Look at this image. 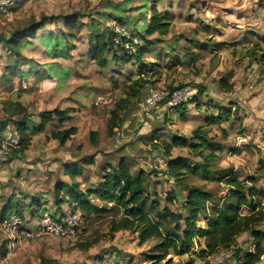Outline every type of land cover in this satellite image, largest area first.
<instances>
[{
  "label": "rangeland",
  "instance_id": "obj_1",
  "mask_svg": "<svg viewBox=\"0 0 264 264\" xmlns=\"http://www.w3.org/2000/svg\"><path fill=\"white\" fill-rule=\"evenodd\" d=\"M151 7L159 14L168 15L170 26L166 34L144 33L153 43L142 55L147 62L143 73L139 74L131 62L115 66L109 61L106 67L99 66L90 55L88 35L114 30L129 38L130 29L107 14L121 13L127 21L148 24ZM70 16L76 19L77 27L64 25L63 18ZM42 21L35 29V36L26 37L18 47V54L1 42L3 37L21 34V30L29 32ZM49 32L55 38L66 33L68 59L53 58L47 52L41 40ZM263 33L264 0H0V137L15 129L14 121L21 117L15 113L16 101L25 107L27 118L36 122L40 111L68 110V118L59 121L54 117V123H49L44 131L31 133L32 142L25 154L16 156L9 152L0 159V200L9 196L16 199L18 194L28 196L21 207L23 223L15 227L0 225V264H49L41 258L54 260L56 264H214L208 257L196 255L193 250L198 247L182 255L170 253L160 261L148 259L147 254L152 253L158 241L141 243L137 233L126 230L110 235L107 222L114 209L91 220L82 216L73 236L42 232L35 215L43 208L37 206L33 215L35 205L29 196L42 193L39 182L50 157H37L43 156L41 149L55 153L53 157H59L62 162V157L77 154V161L71 165L82 167L78 182L82 186L96 182L107 162L115 164L118 159H124L133 172L145 171L146 191L154 194L159 208L167 206L182 212L178 202L168 200L175 194L172 178L167 180L157 176L155 170H145L139 158L160 156L165 163L176 156L196 160L187 147L171 146L168 152L163 149L166 143H171L172 136L189 138L194 129H199L221 143L222 150L217 152L220 167L232 166L239 177L254 176L256 185L264 187V44L256 35ZM133 43L140 45L143 41L135 37ZM123 46L133 50V44L128 41ZM12 65L14 69L10 73ZM62 66L69 72L63 77L62 87L48 90L56 82L54 69ZM137 77L145 78L146 82L136 96L129 98L130 78ZM221 80L231 87L223 88ZM179 85L195 87V92L201 85L200 107L191 101L183 105L182 112L166 110L162 105L154 111L143 109L148 86L171 90ZM122 98L126 103L119 110L120 121L109 132L110 110ZM223 107L230 110L228 120L220 118L218 122L206 123ZM72 127L76 131L67 139L64 149L49 136L52 130ZM91 131H96L94 139ZM85 160L93 162L84 163ZM164 162L159 163L161 168H166L161 166ZM32 169H37L39 174L34 172L27 179H19L20 174ZM187 178L191 183L203 184L198 175ZM32 180L37 185L28 184ZM204 184L206 188H218L215 183ZM49 201V211L56 214L54 193ZM94 201L103 204L101 200ZM261 204L264 205V198ZM167 226L163 223L164 228ZM261 229L264 230V221ZM245 240L237 241L235 247L243 245ZM233 261L234 258L220 264H234ZM259 264H264V257Z\"/></svg>",
  "mask_w": 264,
  "mask_h": 264
},
{
  "label": "trees",
  "instance_id": "obj_2",
  "mask_svg": "<svg viewBox=\"0 0 264 264\" xmlns=\"http://www.w3.org/2000/svg\"><path fill=\"white\" fill-rule=\"evenodd\" d=\"M125 9L122 7V10ZM151 10L153 12L148 24L135 23L130 19L127 21V17L123 14L109 12L108 17L116 19L118 24L126 25L130 29V36L126 38L114 30L90 33L88 40L91 45L92 59L102 67H106L109 61H112L115 66L119 63L131 62L136 65L137 72L142 74L147 66L142 55L149 51V47L153 43L149 38L144 37V33L152 34L157 31L160 34H166L170 26L168 15L159 14L154 7H151ZM62 21L69 28H75L78 24L76 19L71 16L63 18ZM43 23V21L36 23L28 30L29 32L21 30V34L14 33L10 37H3L1 42L10 51L18 54V47L26 41V37L35 36L36 27ZM135 37L142 39L143 44H134ZM258 38L260 43L264 44V34L258 35ZM41 41L53 58L68 59L70 57L67 51L69 44L66 43V33H60L55 38L54 34L49 32L42 36ZM126 41L133 44L132 51L124 48L123 43ZM13 69V65L9 67L10 73H13ZM113 70L117 72L115 67ZM67 75L68 71L61 73L62 78ZM44 77L52 78L53 76L45 74ZM130 79L132 83L129 85V98L136 96L146 82V79L141 77ZM220 83L223 88L231 87L226 84L225 80H221ZM198 87L196 96L203 92L200 88L201 85ZM195 102L196 107H200L199 98L195 99ZM125 103V98H122L120 104L110 110V117L107 121L109 132L120 121L119 110L124 107ZM15 104L17 105L15 113L21 115L18 120L14 121L15 129L20 135L18 146L10 152L15 155L22 153L31 143V133L44 131L49 123H54V117H57L59 121L68 118L66 115L68 110H43L38 113L39 122L36 123L27 118L26 109L19 101H16ZM181 108L184 106L180 105L176 109L181 110ZM218 113L214 118H209L208 122H218L220 118H223V115L229 119L231 115L230 110L224 107L218 108ZM56 124L58 123L56 122ZM75 131L74 127L52 130L49 136L60 144H64ZM192 133L193 136L189 138L172 136L171 143H166L163 149L164 152H168L171 146H184L197 157L196 160H187L176 156L166 160L165 174L172 178L175 184V194L168 200L169 202H178V208L182 212L173 211L167 206L159 208L158 200L152 197L154 194L146 191L145 171L140 169L131 172L129 164L121 159L117 160L115 164L107 162L103 168L101 179L84 191L79 189L77 182L62 184L57 191V199L60 197V200L79 209L85 220H91L114 209V213L107 222L109 234L126 230L137 233L141 243L152 239L158 241L153 245L152 253L147 254V258L150 260L160 261L170 253L175 255L190 253L191 249L197 245L198 250L193 251L199 257L207 258L221 248L231 247L235 264H259L264 255L262 245L264 231L258 228V225L264 220V205L261 204L264 187L256 185L254 176L248 175L241 178L232 167H220L217 164L219 159L217 152L222 150L221 143L208 137L206 131L194 129ZM90 135L94 139L96 131H91ZM79 173H81V169L75 167L71 171L70 177L73 178ZM190 175H198L203 184L187 181V177ZM206 182L215 183L218 188H206L204 184ZM61 189H63L64 197L59 194ZM91 198H99L103 204H95ZM107 204L113 206L108 207ZM11 212H16L23 218V212L18 208L17 203L14 205L7 203L0 209V224ZM200 220L204 222V226L198 224ZM163 223L168 226L164 228ZM169 223H173V225L170 226ZM244 232L253 237L255 246L253 250H247L240 254L241 249L233 246L237 236ZM200 239L203 240L202 246ZM41 261L49 264L57 263L44 258H41Z\"/></svg>",
  "mask_w": 264,
  "mask_h": 264
},
{
  "label": "built area",
  "instance_id": "obj_3",
  "mask_svg": "<svg viewBox=\"0 0 264 264\" xmlns=\"http://www.w3.org/2000/svg\"><path fill=\"white\" fill-rule=\"evenodd\" d=\"M198 91V89H197ZM195 92V87L191 88L188 85L182 87H175L171 90H165L156 88L154 86H148L146 94L143 99V109L146 111H154L162 105L166 110H174L180 105H185L191 101L195 102L199 96ZM19 132L16 129L10 131V133L0 137V159H3L5 155L11 152L12 149L18 146ZM139 161L145 170H155L157 176H165V169L159 166L162 161L160 156L154 158L140 157ZM165 165L164 162L161 166ZM37 225L42 232H48L54 235H74L77 227L81 221V211L77 208H72L63 214L57 216L53 215L48 209H42L37 215ZM5 224L10 226H18L23 223V218L16 212H11L4 220ZM28 234L27 232H21ZM254 249V245L248 248ZM233 250L231 247L221 248L211 256L209 260L214 264H220L224 261H232Z\"/></svg>",
  "mask_w": 264,
  "mask_h": 264
},
{
  "label": "crops",
  "instance_id": "obj_4",
  "mask_svg": "<svg viewBox=\"0 0 264 264\" xmlns=\"http://www.w3.org/2000/svg\"><path fill=\"white\" fill-rule=\"evenodd\" d=\"M264 34V33H263ZM263 34H261V35H263ZM257 36L258 35H260V34H256ZM46 67V66H45ZM47 67H49V65H47ZM47 68H44V71L46 70ZM63 71H68V68L66 67V66H62L61 68H58V69H54V72H53V74L55 73V77H54V79H56V82H54L51 86H50V88H48V90H54V89H57V90H59L62 86L61 85H63V78H62V76H61V73L63 72ZM68 74H69V72H68ZM42 76H44V74L42 75ZM52 76H54V75H52ZM68 76V75H67ZM50 78V77H49ZM53 85H55V86H53ZM53 86V87H52ZM73 111H77L76 109H72ZM207 110H209V109H207ZM178 112H182V109L181 110H177ZM217 112H216V114H215V116L217 115V113H218V109L216 110ZM223 115V114H222ZM223 118H225L226 119V116H224L223 115ZM32 120V119H31ZM228 120V119H227ZM33 122H36V121H34V120H32ZM38 122H39V119H38ZM38 122H36V123H38ZM206 123H209L208 121L206 122ZM42 132V131H41ZM157 134H159V132L157 133ZM157 136H154L153 137V141H156V138ZM31 138H32V136H31ZM55 140V139H54ZM53 140V141H54ZM31 142H32V139H31ZM58 142V141H57ZM59 143V142H58ZM60 144V143H59ZM30 145H31V143L24 149V151L22 152L23 154H25L26 153V151L29 149V147H30ZM61 146H62V148L64 149L65 148V145H66V142L64 143V144H60ZM42 151V152H41ZM61 151H63V150H60V151H58V152H60L61 153ZM22 153H19V154H17V155H19L20 156V154H22ZM37 153H39V152H37ZM40 153H43V156H38L37 157V159H40V157H44L45 155L47 156V157H50L49 158V160H48V162H47V165H46V167H45V170H43L44 172H43V175H41V178L40 179H42L39 183L40 184H42V187H41V189H42V193H40V194H38V195H34V194H31L29 197H31L32 198V203L35 205V208H34V211H32V212H34L33 213V215H35V211H36V207L37 206H42V208L43 209H48L49 208V205H50V201H49V199L51 198V193H54V208H55V211H56V214H53V215H57V216H59V215H61V214H63L67 209L68 210H70V209H72V208H75L73 205H71L70 203H68V202H66V201H64V200H60V197H58V199H57V191L59 190V188H60V186L62 185V184H69V183H71V182H79L80 180H79V176H80V174H82V167L81 166H78L77 168H80L81 169V173H79V174H77V175H75L73 178H71L70 177V175H71V171L72 170H74V168L76 167V165H71V164H73L74 162H76L77 160V154L75 155V154H73V156H71L70 157V155H68L69 156V158H63L62 157V159H64V162H62L61 160H59L60 158L59 157H53V155H55V153L54 154H50L49 153V151H45V150H40ZM57 153V152H56ZM22 154V155H23ZM16 155V156H17ZM27 161H29V159H30V156H28L27 155ZM73 158V159H72ZM118 160H120V159H118ZM121 160H124V159H121ZM126 161V160H125ZM89 162H93L92 160H85L84 161V163H89ZM127 162V161H126ZM66 163V164H65ZM128 163V162H127ZM63 164V165H62ZM129 164V163H128ZM83 165H85V164H83ZM129 166H130V169H131V165L129 164ZM232 167V166H231ZM233 168V167H232ZM234 169V168H233ZM37 169H32V170H28L27 171V173L26 174H20L19 175V179H27V177L28 176H30V175H34V172H36V174H39V172H37L36 171ZM140 170V169H139ZM139 170H137V171H139ZM131 172H133L132 171V169H131ZM102 173H103V171H102ZM102 173H101V175H100V177L96 180V182H93V183H89V182H86V183H84V186H82V183L81 184H79V189H81V190H85L87 187H90V186H92V185H94V184H96L100 179H101V176H102ZM162 177H165V178H167V180H170V178L169 177H167L166 175L165 176H162ZM170 182L172 183L173 181H172V179L170 180ZM37 183L38 182H36V180H32L30 183H28V184H31V186L33 187V186H35V185H37ZM40 187V186H39ZM24 194H26V192L24 193ZM59 194L61 195V196H63L64 197V195H63V189H61L60 191H59ZM23 195V194H22ZM21 194H18L17 196L19 197V198H16V199H14V198H12L11 196H9L6 200H4V201H2V200H0V201H2L1 203H2V207H4L7 203H9V204H13L14 205V203L16 204L17 203V206L23 211V209L21 208V207H23V202H24V200L26 199V197L28 198V196H26V197H24V196H22ZM22 197H24V198H22ZM36 197V198H35ZM20 198H22V199H20ZM264 198V197H263ZM262 198V199H263ZM94 198H91V201L93 202V203H95V204H97L94 200H97V201H99L100 199L99 198H95L94 200H93ZM58 200H60V201H58ZM14 201V202H13ZM65 202V203H64ZM62 204H66V207H63L62 206ZM2 207H0V209L2 208ZM25 207V206H24ZM49 210V209H48ZM37 215V214H36ZM35 215V216H36ZM264 221V220H263ZM262 221V222H263ZM262 222L258 225V228L260 229V230H262V231H264L263 229H261V224H262ZM198 224L200 225V226H204L205 224H204V222L202 221V220H200V221H198ZM1 225V224H0ZM241 239H246L245 240V242L243 243V245L245 246L246 245V247H244L243 245H240V246H236V248H240L241 249V253L240 254H242L243 252H245V251H250L248 248L250 247V246H252V245H254V239H253V237L249 234V233H247V232H244V233H241L239 236H237V238H236V240H235V242H234V246L233 247H235V245H237V241H240ZM200 241H201V246L203 245V240L202 239H200ZM262 245H263V247H264V240H263V242H262ZM255 246V245H254ZM195 247H198L197 245H195ZM264 257V255L262 256V258ZM209 258V257H208ZM262 258H261V260H262ZM234 262V264H235V260L233 261ZM261 262V261H260ZM259 262V263H260Z\"/></svg>",
  "mask_w": 264,
  "mask_h": 264
}]
</instances>
